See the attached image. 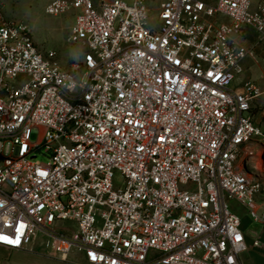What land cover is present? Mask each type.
Segmentation results:
<instances>
[{
    "label": "built area",
    "instance_id": "1",
    "mask_svg": "<svg viewBox=\"0 0 264 264\" xmlns=\"http://www.w3.org/2000/svg\"><path fill=\"white\" fill-rule=\"evenodd\" d=\"M45 11L77 12L68 41L83 57L59 66L0 10V246L26 250L44 234L62 261L244 264L230 200L264 225L262 182L241 161L264 149L252 116L264 89L232 84L255 55L247 28L264 41V0H52Z\"/></svg>",
    "mask_w": 264,
    "mask_h": 264
},
{
    "label": "rangeland",
    "instance_id": "2",
    "mask_svg": "<svg viewBox=\"0 0 264 264\" xmlns=\"http://www.w3.org/2000/svg\"><path fill=\"white\" fill-rule=\"evenodd\" d=\"M52 0H0V10L8 20L22 22L28 25L32 31L33 38L37 46L44 54L49 51L55 52L54 61L65 69H72L82 60V49L68 41L69 33L75 22L77 12L72 11L63 15L54 16L46 13V6ZM105 0H94L96 5H100ZM131 3L133 0H126ZM264 49V43L261 46ZM255 63L264 64L263 56L256 54ZM262 79V78H261ZM263 80V79H262ZM235 85V82L232 84ZM261 101L255 104L252 110V116L256 122L264 124V95ZM37 137V131L34 130L32 140ZM41 160L45 157L39 155ZM241 161L244 162L248 173L256 180L262 182L261 191L257 195V207L264 210V149L259 153L242 154ZM230 205L234 211L242 216L246 214V208L235 200H230ZM49 238L42 234L35 242V251L41 256L29 258L27 264H67L62 262L53 252V249L47 245ZM52 254H51V253ZM77 252H72L69 259L76 257Z\"/></svg>",
    "mask_w": 264,
    "mask_h": 264
},
{
    "label": "crops",
    "instance_id": "3",
    "mask_svg": "<svg viewBox=\"0 0 264 264\" xmlns=\"http://www.w3.org/2000/svg\"><path fill=\"white\" fill-rule=\"evenodd\" d=\"M246 33V40L249 43L257 45L254 51L256 56L261 55L264 60V49H261L264 41L260 43L259 34L252 27L247 28ZM256 60L255 56H251L244 61L245 71L241 76L235 79L234 86L241 88L245 81L252 80L264 89V64L255 63ZM259 102L263 101L259 99L257 103ZM238 215L242 219V228L249 246L248 251L245 252L242 257L244 264H264V225L255 223L247 212L246 214H242V216L240 214ZM255 240L260 242L259 246L253 245ZM34 249L35 243L26 250H12L7 247L0 246V264H27L29 258L36 259L41 256ZM41 257L45 258L46 256ZM83 261L84 259L82 254L77 253L76 257L71 259L68 258V260L62 262H67V264H83Z\"/></svg>",
    "mask_w": 264,
    "mask_h": 264
},
{
    "label": "bare ground",
    "instance_id": "4",
    "mask_svg": "<svg viewBox=\"0 0 264 264\" xmlns=\"http://www.w3.org/2000/svg\"><path fill=\"white\" fill-rule=\"evenodd\" d=\"M261 149H263L262 145L257 143L251 150H249V153H259Z\"/></svg>",
    "mask_w": 264,
    "mask_h": 264
},
{
    "label": "snow or ice",
    "instance_id": "5",
    "mask_svg": "<svg viewBox=\"0 0 264 264\" xmlns=\"http://www.w3.org/2000/svg\"><path fill=\"white\" fill-rule=\"evenodd\" d=\"M237 239H239V237H237ZM9 243H19V238L17 237L16 240H9Z\"/></svg>",
    "mask_w": 264,
    "mask_h": 264
}]
</instances>
